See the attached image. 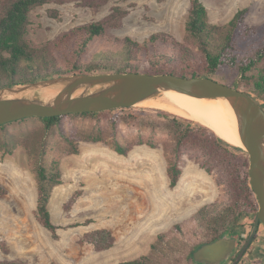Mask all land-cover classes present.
Segmentation results:
<instances>
[{
  "label": "rangeland",
  "instance_id": "obj_1",
  "mask_svg": "<svg viewBox=\"0 0 264 264\" xmlns=\"http://www.w3.org/2000/svg\"><path fill=\"white\" fill-rule=\"evenodd\" d=\"M202 1L210 22L220 25L247 7L246 21L260 33L240 37L238 44L246 50L255 42H264V0ZM190 7L191 0H109L97 7L76 1L48 3L31 11L26 39L31 46L42 47L63 32L102 20L118 9L123 13L118 25L108 27L107 35L94 41L92 53L110 45L107 40L131 37L143 44L158 32L185 43ZM214 78L234 84L240 73L223 67ZM260 101L264 104V99ZM130 108L141 113L115 110L118 114L106 113L100 118H67L64 128L76 138L79 153L67 149L58 128L47 136L44 161L50 165L58 160L62 174V183L53 188L49 202L52 219L61 226L57 237L37 215L34 156L45 136L42 121L30 117L0 128V260L118 264L148 255L150 264H196L193 253L215 236L200 209L230 201L229 160L216 159L209 148L186 144L182 175L172 188L167 170L176 157L173 122L157 115L156 110L163 108L145 104ZM202 123L212 128L208 122ZM99 130L107 139H86L85 134ZM114 139L132 149L126 155L117 153ZM253 221V214L239 218L234 222L236 233L246 239ZM78 222L81 225L71 226ZM227 227L221 231L226 233ZM99 228L112 231V248L98 250L85 239L86 232ZM259 236L238 264H264V227Z\"/></svg>",
  "mask_w": 264,
  "mask_h": 264
},
{
  "label": "trees",
  "instance_id": "obj_2",
  "mask_svg": "<svg viewBox=\"0 0 264 264\" xmlns=\"http://www.w3.org/2000/svg\"><path fill=\"white\" fill-rule=\"evenodd\" d=\"M72 1L83 6L97 7L109 0H0V88L53 76L93 72L173 73L185 77L214 78L223 67H229L237 69L240 73V78L230 85L247 90L260 103V99H264V42H255L247 46L246 50L238 44L240 37H257L260 33L246 21L249 11L247 7L239 9L227 23L220 25L210 22L208 8L202 0H191L185 43L175 40L167 33L158 32L143 44L131 37L116 41L107 40L110 45L92 53L94 41L105 37L108 27L118 25L123 13L115 9L104 19L75 26L42 47L31 46L26 39L31 23V11L48 3L63 4ZM261 105L264 107L263 103ZM115 110L141 113L134 112L130 107H121L99 112L36 118L42 121L45 134L34 156L38 187L37 215L54 237H57V230L61 226L53 221L49 202L53 188L62 183V174L58 160L52 161L50 165L44 161L46 138L58 128L68 145L67 149H71V153H79L76 138L70 136L64 128L65 120L69 117L100 118L106 113L118 114ZM156 113L170 119L175 126L176 157L167 170L172 188L177 186L182 175L181 161L186 144L209 148L216 159L229 160L227 168L230 175V201L221 207L215 203L210 204L199 211L202 219L207 220V224L215 232V236L208 242L222 236V227L230 226L229 229L227 227V232L230 235L235 234L237 226L234 222L245 215L253 214L254 220L258 203L249 180L247 152L242 147L227 142L197 120L181 117L163 109L156 110ZM28 119L30 118L17 122ZM13 123L15 122L0 125V128L5 129ZM85 135L86 139L94 142L107 139L103 130L88 132ZM112 145L121 155H126L132 149V146H124L117 139H114ZM207 170L212 171L209 167ZM90 221L87 220L85 224ZM78 225L81 223L71 226ZM259 231L260 228L254 241ZM85 239L93 243L98 250L112 248L115 241L112 231L107 228L86 232ZM150 259L148 255H142L118 264H150ZM0 264L24 263L0 260Z\"/></svg>",
  "mask_w": 264,
  "mask_h": 264
},
{
  "label": "water",
  "instance_id": "obj_3",
  "mask_svg": "<svg viewBox=\"0 0 264 264\" xmlns=\"http://www.w3.org/2000/svg\"><path fill=\"white\" fill-rule=\"evenodd\" d=\"M177 91L205 98L224 97L236 116L242 147L249 156V180L258 209L252 229L231 264H238L264 225V107L247 90L206 76L173 73L93 72L53 76L0 88V125L30 117L99 112L133 107ZM165 110V109H163ZM168 111V110H167ZM240 238L224 233L200 246L199 262L227 264Z\"/></svg>",
  "mask_w": 264,
  "mask_h": 264
},
{
  "label": "bare ground",
  "instance_id": "obj_4",
  "mask_svg": "<svg viewBox=\"0 0 264 264\" xmlns=\"http://www.w3.org/2000/svg\"><path fill=\"white\" fill-rule=\"evenodd\" d=\"M145 105L163 108L201 123L208 122L211 129L221 138L235 146H242L235 112L229 100L224 97L210 99L177 91H166L158 98L145 102Z\"/></svg>",
  "mask_w": 264,
  "mask_h": 264
},
{
  "label": "flooded vegetation",
  "instance_id": "obj_5",
  "mask_svg": "<svg viewBox=\"0 0 264 264\" xmlns=\"http://www.w3.org/2000/svg\"><path fill=\"white\" fill-rule=\"evenodd\" d=\"M226 233H228V232H226ZM224 234V233H223ZM222 234V235H223ZM229 234V233H228ZM230 235V234H229ZM230 236H232V237H235V238H240V241H237V243H236V247H235V249H234V253H233V256H232V258L230 259V261L228 262L229 264H231V262H232V260L234 259V257L236 256V254L239 252V250L241 249V247H242V245L244 244V242H245V240L247 239H244L242 236H240L239 235V233H235V234H231ZM221 237V236H220ZM217 240V239H216ZM215 241V240H214ZM213 242V241H212ZM206 243H211V242H206ZM206 243H203V244H206ZM203 244H201V245H203ZM200 245V246H201ZM200 246L197 248V249H199L200 248ZM227 263V264H228ZM197 264V263H196ZM198 264H216V263H210L209 261H207V262H199Z\"/></svg>",
  "mask_w": 264,
  "mask_h": 264
},
{
  "label": "crops",
  "instance_id": "obj_6",
  "mask_svg": "<svg viewBox=\"0 0 264 264\" xmlns=\"http://www.w3.org/2000/svg\"><path fill=\"white\" fill-rule=\"evenodd\" d=\"M262 227H264V226H263V225H262V226H260V231H261ZM260 231H259V232H260ZM259 238H260V236L258 235L257 239H259ZM262 249H263V251H264V246H263V248H262Z\"/></svg>",
  "mask_w": 264,
  "mask_h": 264
}]
</instances>
